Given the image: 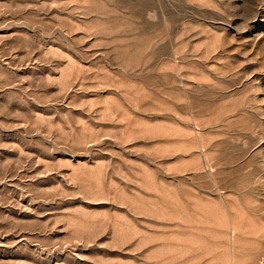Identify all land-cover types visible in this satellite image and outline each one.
Segmentation results:
<instances>
[{"label":"rangeland","instance_id":"1","mask_svg":"<svg viewBox=\"0 0 264 264\" xmlns=\"http://www.w3.org/2000/svg\"><path fill=\"white\" fill-rule=\"evenodd\" d=\"M0 264H264V0H0Z\"/></svg>","mask_w":264,"mask_h":264}]
</instances>
